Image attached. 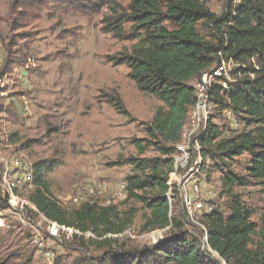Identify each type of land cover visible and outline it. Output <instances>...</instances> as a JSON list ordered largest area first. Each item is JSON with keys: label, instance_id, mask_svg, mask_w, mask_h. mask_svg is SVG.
Listing matches in <instances>:
<instances>
[{"label": "rangeland", "instance_id": "1", "mask_svg": "<svg viewBox=\"0 0 264 264\" xmlns=\"http://www.w3.org/2000/svg\"><path fill=\"white\" fill-rule=\"evenodd\" d=\"M114 1L122 8L129 3ZM203 1L221 17L231 0ZM100 3L0 0V197L12 192L20 200L10 202L7 196V207L0 210V264H107L105 257L111 250L79 243L72 230L48 222L28 202L34 191L33 166L42 162L54 165L45 172V180L51 195L67 212L86 202L116 205L121 211L129 207L139 210L124 235L110 236L119 237L114 251L120 245L142 250L166 238V230L139 232L142 215L147 212L138 203L125 202L123 183L135 173L131 159L160 158L152 147L139 155L133 141L146 137L145 125L163 106L137 91L126 66L112 63L119 53L130 51L134 41H119L102 30L101 21L109 10ZM198 29L206 42L216 46L211 30ZM232 70L229 67L222 77L226 83H233ZM116 98L127 115L119 114L111 104ZM213 123L221 128L219 140L244 129L243 123L228 121L223 114L215 115ZM198 149L200 152V146ZM210 165L209 160L202 175L200 170L199 177L186 185V190L192 188L193 201L188 207L192 218L184 229L196 237L204 230L198 217L207 210V200L211 211L213 204L223 216L229 214L231 200L223 193L220 174L208 172ZM231 165L236 175L245 176L247 156ZM193 166L191 155L189 167L178 174L184 175ZM171 174L168 189L173 188L169 186ZM232 193L252 211L251 221L258 224L264 200L261 187L251 182L246 187L232 186ZM173 194L179 200L171 211L183 216L180 195ZM206 239L204 232V244Z\"/></svg>", "mask_w": 264, "mask_h": 264}, {"label": "trees", "instance_id": "2", "mask_svg": "<svg viewBox=\"0 0 264 264\" xmlns=\"http://www.w3.org/2000/svg\"><path fill=\"white\" fill-rule=\"evenodd\" d=\"M99 1V6L109 10L101 21L102 30L119 41H134L130 51L119 53L112 63L126 66L137 91L163 106L145 125L146 137L133 141L139 155L152 147L160 158L131 159L135 173L123 183L125 202L138 203L147 212L142 215L139 232L166 230V238L142 250L120 245L114 251L119 237L110 236L124 235L139 210L129 207L121 211L116 205L86 202L65 211L45 180V172L54 168L51 163L33 166L34 191L28 202L48 222L72 230L79 243L111 250L105 257L107 264H264V200L256 224L251 221L252 211L232 193V186L246 187L251 182L264 191V0H238L235 5L231 0L221 17L203 0H129L126 8L114 0ZM199 27L212 31L216 46L201 37ZM221 61L233 63L234 79L226 89L222 79H216L209 89L211 113L199 141L201 175L212 161L208 172L220 174L223 193L231 202L226 216L213 204L212 211L199 215L204 230L196 237L185 231L189 220L184 213L173 215L172 204L178 198L169 203L167 182L174 171L173 157L183 128L193 122L195 84ZM111 104L119 114L127 115L119 99ZM220 114L228 121L243 123L244 129L219 140L222 131L213 120ZM243 155L247 166L245 176L240 177L232 171L231 163ZM7 196L0 197V210L7 207ZM204 232L207 244L202 241Z\"/></svg>", "mask_w": 264, "mask_h": 264}, {"label": "bare ground", "instance_id": "3", "mask_svg": "<svg viewBox=\"0 0 264 264\" xmlns=\"http://www.w3.org/2000/svg\"><path fill=\"white\" fill-rule=\"evenodd\" d=\"M231 66L233 67V63L221 61L220 63H217L216 72H211L212 71L211 69L207 72H204L200 76L199 80L195 84L197 100L194 106V112H193L194 119L192 122V127L199 129H190L189 126L183 128L181 140L179 141V144H177L175 148L176 153L173 157V168L175 174H171L172 182L171 185H169V186H173V188L169 187L166 196L169 200V203H171V199L176 197L173 194V191L179 193L178 195H180V203L182 205V208L187 209V219L190 220L192 218L191 217L192 215L188 210V207L192 199L190 197H186V185L191 183L194 177H199V173L202 167V159L198 147H199V141L203 138L206 132L207 122L211 111V105L209 102V95H208L209 89L211 88L212 83L216 79H222L221 85L225 84V89L227 88V83H226L227 81L225 82L223 78L224 76L227 75L228 68ZM205 78H206V83L204 80ZM181 145L183 147V150H177V148ZM193 147H194V151H193ZM191 155H193L194 157V166L192 167V169L189 172L184 173V175H182L181 173L178 174L179 170L184 171L189 167ZM193 190L197 192L198 187L194 185ZM208 195L209 193L207 191L206 196ZM8 197L10 202L11 201L20 202V200H18L16 197L12 195V192L8 193ZM210 211L211 208H209V211L206 210V212H210ZM118 236L120 237L121 235ZM153 240H156V237L154 235H153ZM205 243L207 244V239L205 240Z\"/></svg>", "mask_w": 264, "mask_h": 264}, {"label": "built area", "instance_id": "4", "mask_svg": "<svg viewBox=\"0 0 264 264\" xmlns=\"http://www.w3.org/2000/svg\"><path fill=\"white\" fill-rule=\"evenodd\" d=\"M216 67H217V64L213 67V69H212V71L211 72H216ZM205 80V83H206V78L204 79ZM226 82V81H225ZM222 87L225 89V84H223L222 85ZM226 116L228 117V119H230V117H231V114H226ZM189 128L190 129H199V128H193L192 127V123H191V125L189 126ZM177 150H183V147H182V145L181 146H179L178 148H177ZM193 151H194V147H193ZM123 189V188H122ZM191 186L189 187V189L188 190H186V197H190L191 198ZM204 192V191H203ZM206 193V192H205ZM191 201H193V200H191ZM206 204H207V211H209V208H211L210 207V204H208V200H207V202H206ZM185 216H186V218H187V209H185ZM45 248V247H42V244H39V248Z\"/></svg>", "mask_w": 264, "mask_h": 264}]
</instances>
